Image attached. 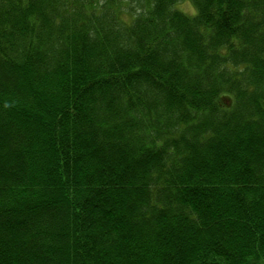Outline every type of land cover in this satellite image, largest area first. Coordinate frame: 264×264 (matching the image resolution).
<instances>
[{"label":"trees","instance_id":"1","mask_svg":"<svg viewBox=\"0 0 264 264\" xmlns=\"http://www.w3.org/2000/svg\"><path fill=\"white\" fill-rule=\"evenodd\" d=\"M0 0V264H264V0Z\"/></svg>","mask_w":264,"mask_h":264},{"label":"rangeland","instance_id":"2","mask_svg":"<svg viewBox=\"0 0 264 264\" xmlns=\"http://www.w3.org/2000/svg\"><path fill=\"white\" fill-rule=\"evenodd\" d=\"M177 10L185 13L187 16H193L195 9L192 3L188 0H183L177 3L176 5Z\"/></svg>","mask_w":264,"mask_h":264}]
</instances>
